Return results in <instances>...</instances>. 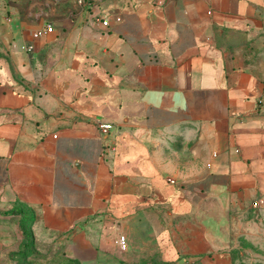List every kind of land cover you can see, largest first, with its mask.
Listing matches in <instances>:
<instances>
[{"label":"crops","instance_id":"obj_1","mask_svg":"<svg viewBox=\"0 0 264 264\" xmlns=\"http://www.w3.org/2000/svg\"><path fill=\"white\" fill-rule=\"evenodd\" d=\"M21 1L0 0V209L105 216L165 260L230 264L264 199V0Z\"/></svg>","mask_w":264,"mask_h":264},{"label":"rangeland","instance_id":"obj_2","mask_svg":"<svg viewBox=\"0 0 264 264\" xmlns=\"http://www.w3.org/2000/svg\"><path fill=\"white\" fill-rule=\"evenodd\" d=\"M162 137L171 148L183 146L182 135L165 132ZM239 215L230 264H264V208H249ZM85 223L58 229L48 226L31 207L0 209V264H177L157 252L152 229L146 231L147 238L134 230L124 251L117 243L119 235H127L124 222L102 216L89 227Z\"/></svg>","mask_w":264,"mask_h":264},{"label":"built area","instance_id":"obj_3","mask_svg":"<svg viewBox=\"0 0 264 264\" xmlns=\"http://www.w3.org/2000/svg\"><path fill=\"white\" fill-rule=\"evenodd\" d=\"M55 1H59V0H55ZM90 1H94V0H77V2L81 5L87 4ZM117 20H120V17H117ZM109 22H110L109 18L102 19V23L105 25H108ZM54 29H55V26L52 22H44L41 26H39L33 31L32 37L33 39H39L42 36L50 32H53ZM31 47H32L31 45H28V48H31ZM99 127L101 128L103 132H109L113 128V124L109 122H99ZM263 204H264V199L259 198L252 203L251 207L253 209H258V208H261ZM117 243L121 250L126 251L128 249V237L125 234H121L118 236Z\"/></svg>","mask_w":264,"mask_h":264},{"label":"trees","instance_id":"obj_4","mask_svg":"<svg viewBox=\"0 0 264 264\" xmlns=\"http://www.w3.org/2000/svg\"><path fill=\"white\" fill-rule=\"evenodd\" d=\"M253 209V208H252ZM253 210H255V209H253Z\"/></svg>","mask_w":264,"mask_h":264}]
</instances>
